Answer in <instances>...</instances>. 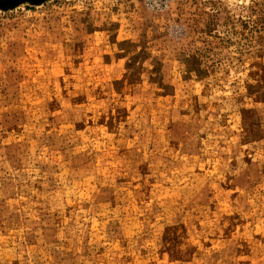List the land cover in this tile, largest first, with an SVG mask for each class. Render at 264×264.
<instances>
[{"label":"rangeland","instance_id":"1","mask_svg":"<svg viewBox=\"0 0 264 264\" xmlns=\"http://www.w3.org/2000/svg\"><path fill=\"white\" fill-rule=\"evenodd\" d=\"M0 264H264V0H0Z\"/></svg>","mask_w":264,"mask_h":264}]
</instances>
